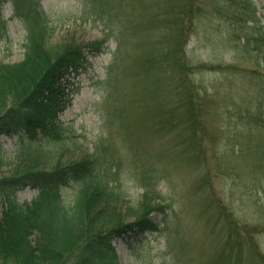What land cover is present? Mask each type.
<instances>
[{
    "label": "rangeland",
    "instance_id": "obj_1",
    "mask_svg": "<svg viewBox=\"0 0 264 264\" xmlns=\"http://www.w3.org/2000/svg\"><path fill=\"white\" fill-rule=\"evenodd\" d=\"M36 1L51 15L50 23L55 27L53 44L105 40V50L86 53L84 66L66 84V104L53 128L58 131L57 138L69 142L59 152L62 160L80 161L97 151L102 159L111 160L112 166H122L118 180L124 197L130 201L117 205L122 216L138 208L144 183L165 190L161 191V199L153 200L168 205L152 214L160 231L112 240L111 248L119 264H259L239 243L249 237L242 230V225L247 224L264 255V195L257 186L262 174L256 179L249 171L258 162L255 146L264 145V106L257 100L248 104L254 114L250 116L239 104L250 92L257 95L261 90L264 69L257 65L252 51L244 48L246 33L251 34L255 25L247 21L248 30L243 32H239V25L253 12L264 26V0H198L197 5L204 10L199 14L200 21L191 25L185 58L194 72H189V78L196 87L195 94L202 102L211 101L204 116L208 129H203L201 142L205 162L210 164L208 176L204 167L198 171L191 166L195 152L189 150L192 144L183 134L188 126L180 128L177 121L172 126L165 125L166 115L176 111L178 97L173 89L177 78L170 77L168 71L164 76L158 65L154 67L157 53L150 49L155 40L160 47L164 41L170 48L178 44L181 21L172 17L181 9L182 0H0L7 22L6 37L0 40V61L10 64L23 60L27 33L15 10H26ZM102 7L115 16L117 31L108 38L96 18ZM241 8L238 17L235 10ZM168 9L174 12L170 14L172 10ZM134 33L141 35L136 39ZM143 61L148 66L142 68ZM202 65L205 67H199ZM151 100L160 108L155 105V114L149 115L147 104ZM167 130L176 133L169 131L172 135L168 136ZM253 132L254 138H259L254 143L242 139ZM41 140L48 142L46 138ZM0 143L5 153L0 173L9 174L28 143L5 134L0 135ZM150 163L156 167L154 173L148 169ZM163 170L175 172L172 179L164 177ZM213 187L221 195L217 198L234 214L239 228L228 224L217 206L207 205L208 192ZM67 194L71 196L73 191ZM16 195L21 201L31 200L36 191L25 188Z\"/></svg>",
    "mask_w": 264,
    "mask_h": 264
},
{
    "label": "trees",
    "instance_id": "obj_2",
    "mask_svg": "<svg viewBox=\"0 0 264 264\" xmlns=\"http://www.w3.org/2000/svg\"><path fill=\"white\" fill-rule=\"evenodd\" d=\"M198 3V0H182L181 9L172 17L176 18V22L181 21L179 41L175 47H168L169 44L165 41L160 47L155 40L150 49L157 53L156 59L153 58L155 62L158 60L154 62V67L158 65L164 76L168 71L170 77L177 78L173 89L174 96L178 97L174 108L176 111L172 112L173 115L170 112L166 115L168 121L165 125L172 126L177 121L176 126L180 128L188 126L183 134L189 140L188 143L192 144L188 146L189 150L195 152L191 166L198 171L204 167L205 176H208L211 173L210 164L205 162L201 142L205 136L203 129H208L204 116L211 101L202 102L200 96L195 94L196 87L189 78V72H194L185 58L191 25L197 19L200 21L199 14L204 10L200 9ZM105 6L108 8L106 4ZM106 7L99 9L96 18L102 26L104 37L108 38L107 35L115 33L117 28L113 19L115 16L108 13ZM242 9L235 10L238 17ZM168 10H172L170 14L174 12L173 9ZM15 14L24 24L27 33L23 44L25 52L21 62L9 64L0 61V135H16L21 140H26L28 146L22 152L26 155L22 156L21 153L17 158L18 164L11 173H0V264H119L118 256L111 248L112 240L129 234L160 231L159 222L152 214L167 209L168 205L153 203V200L161 199V191L165 190L155 189L150 182L144 183L143 199L139 201L138 208L135 211L129 208L132 210L122 216L117 205L129 201L124 197L125 193L118 180L122 175V166H112L111 160L102 159L97 151L80 161L64 162L59 152L69 142L57 138L58 131L53 130L56 116L66 104V84L70 77L84 66L87 61L86 53H102L105 50V40L90 44H79L74 40L53 44L55 27L50 23L51 15L38 1L28 5L26 10H15ZM250 14L246 19L241 18L244 24L239 25V32L248 30L247 21H252L255 25L250 29L251 34L246 33L244 48L248 52L252 51L257 65L264 69V26L255 13ZM6 23L3 19V7L0 5V40L6 37ZM118 30L120 33L119 27ZM239 32L237 38L240 42L242 38ZM159 34L161 32L158 31ZM140 35L141 33H134L136 39ZM141 66L143 68L148 64L143 61ZM166 67L168 68L165 69ZM168 81L173 82V79ZM254 100L264 106V82L258 94L250 92V96L239 104V108L254 116L248 105H252ZM155 105L152 100L151 104H147L149 115L155 114ZM156 106L159 110V105ZM162 117L163 114L160 115ZM191 123L194 124L193 127ZM257 123L258 119L255 124ZM176 130H167L166 134L172 135L171 132ZM247 135L242 138L248 139L245 142L254 143L259 139L254 138V132ZM42 138H46L48 142H41ZM254 149L258 162L252 171L247 170L256 179L262 174L257 186H260L264 195V145H256ZM4 160L5 153L0 143V167ZM148 169L154 173V163L148 164ZM161 173L172 179L175 172L163 170ZM205 182L203 178L202 183L207 186ZM233 185L237 186L235 183ZM25 188L34 189L36 195L31 200L21 201L16 192ZM70 190L73 191L71 196L67 194ZM220 196L214 187L211 188L207 205L217 206L219 213L226 216L227 223L239 228L230 208L217 198ZM132 218L137 220L132 223L124 222ZM249 227L247 224L242 225V230L249 237L239 244L259 264H264V255L260 253L254 236H251L253 229Z\"/></svg>",
    "mask_w": 264,
    "mask_h": 264
}]
</instances>
